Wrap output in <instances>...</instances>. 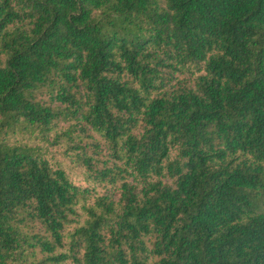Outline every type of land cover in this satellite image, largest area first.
<instances>
[{"label": "trees", "instance_id": "obj_1", "mask_svg": "<svg viewBox=\"0 0 264 264\" xmlns=\"http://www.w3.org/2000/svg\"><path fill=\"white\" fill-rule=\"evenodd\" d=\"M0 264H264V0H0Z\"/></svg>", "mask_w": 264, "mask_h": 264}]
</instances>
